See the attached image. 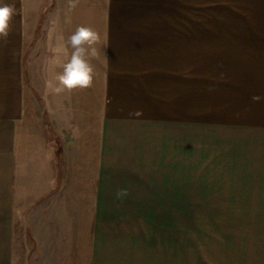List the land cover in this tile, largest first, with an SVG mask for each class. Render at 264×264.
<instances>
[{"label": "rangeland", "instance_id": "obj_1", "mask_svg": "<svg viewBox=\"0 0 264 264\" xmlns=\"http://www.w3.org/2000/svg\"><path fill=\"white\" fill-rule=\"evenodd\" d=\"M24 5L40 25L0 50L29 86L56 83L77 26L99 34L76 98L109 117V170L86 234L23 241L14 264H264V0Z\"/></svg>", "mask_w": 264, "mask_h": 264}, {"label": "crops", "instance_id": "obj_2", "mask_svg": "<svg viewBox=\"0 0 264 264\" xmlns=\"http://www.w3.org/2000/svg\"><path fill=\"white\" fill-rule=\"evenodd\" d=\"M5 2L14 4L20 15L34 11L24 5L25 0ZM39 22L14 16L9 36L14 28L37 27ZM3 48L0 264H14V251L23 241L46 244L45 236L87 233L91 225L86 220H91L93 206L107 196L110 126L107 114L94 115L93 101L78 103L76 90L66 95L55 94L45 85L29 86L21 62L14 66L11 49ZM61 71L52 70V75ZM26 235L33 239L20 237Z\"/></svg>", "mask_w": 264, "mask_h": 264}, {"label": "clouds", "instance_id": "obj_3", "mask_svg": "<svg viewBox=\"0 0 264 264\" xmlns=\"http://www.w3.org/2000/svg\"><path fill=\"white\" fill-rule=\"evenodd\" d=\"M74 6V5H72ZM16 15L14 4L0 0V40H7L11 31V21ZM100 43L99 34L91 27L80 25L68 37L67 46L71 52L61 67L62 71L56 76V83L49 82L48 86L55 94L65 91L86 90L93 85L96 71L91 58L98 55L97 45ZM108 44L105 42L104 47ZM105 61L108 63L107 57ZM260 97H253L258 101Z\"/></svg>", "mask_w": 264, "mask_h": 264}]
</instances>
